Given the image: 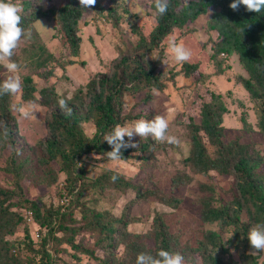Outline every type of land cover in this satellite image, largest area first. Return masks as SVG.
<instances>
[{
  "label": "rangeland",
  "instance_id": "1",
  "mask_svg": "<svg viewBox=\"0 0 264 264\" xmlns=\"http://www.w3.org/2000/svg\"><path fill=\"white\" fill-rule=\"evenodd\" d=\"M24 1L26 0H19L20 4ZM30 1L34 8L37 6L44 11L59 6L66 0ZM152 1L115 0L113 3L111 0H100L101 4L96 2L93 8L84 10L78 22L77 33L81 42L76 55L65 42L63 43L55 21L38 18L26 26V30L31 31V36L23 38L15 51L18 71L9 73L0 66V82L10 75H15L19 76L22 84L19 92L9 98L8 126L11 125L13 129L10 135L7 131L5 133L6 119L0 115V186L13 191L12 198L7 201L13 204L9 210L21 212L22 208L30 207L34 203L42 215L51 209L54 216L58 207L60 212L70 213V218L63 219V226H58L57 222L53 227L55 230L50 232L51 244L48 243L45 250L50 254L54 252L53 264H102V258L123 255L125 247L121 238H113L119 232L113 233L110 239L106 232L98 227L89 226L96 222L95 215L98 213L102 222L113 221L118 229H122V222L118 221L122 219L126 222L124 232L139 234L150 232L156 222L155 217L162 215L170 232L178 234L179 241L183 244L186 241L195 243L202 239L206 232L211 231L217 233L220 238L217 239L218 246H210L208 249L222 262L251 264L249 260L244 259L248 254L256 257L258 264H262L264 252H251L250 248L235 245L231 227L222 228L218 222H205L201 218L202 201L208 197L213 198L211 202L214 206L235 205L233 200L239 198L236 178L219 174L212 169L205 173L197 172L192 164L184 161L193 148L190 124L200 123L202 109L210 105L211 109H218L221 113L223 139L232 141L246 131L240 141L251 148V153L255 152L261 157L262 164L259 169L264 173V139L259 128V110L263 105L264 96H251L243 86L242 79L251 78L259 94L262 93V86L245 69L237 52L217 51L221 37L216 28L209 27L213 13L211 8L193 20L172 26L158 46L143 56L142 62L145 66L154 64L155 74L164 82L162 89H156L153 85L140 87L138 84L136 89L126 91L122 96L123 113L131 112L137 116L126 124L131 125L140 119L151 120L156 115L165 116L169 120L168 134L177 137L179 144L154 141L150 153L143 155L146 157H141L142 153L135 150L140 157L120 161L109 160L95 152L81 154L75 159L70 178L64 172H59L57 155V158L50 162V182L39 164V156L44 152L45 140L49 134L48 123L53 110L40 103L42 89L52 87L59 98L69 94L73 96L79 90L85 94V84L89 79L101 72H111L115 58L124 53L142 51L141 47H137L141 36L148 38L156 25L155 12L151 9ZM187 1L182 0L183 3ZM100 5L103 10H99ZM180 6H176V9ZM107 8H113V14L104 11ZM114 18H117V23ZM171 36L183 41L191 51L189 62H176L169 54L168 40ZM36 51L39 53L31 57L30 54ZM151 55L159 59H153ZM39 62L46 63L47 68L50 66L52 74L49 77L45 78L41 74L45 68H41ZM185 64H194L196 68L186 75ZM26 77L30 78V84L34 88V101L28 102L22 98ZM83 101L88 102V97L85 96ZM30 103L38 110L31 119H25L18 111H10L11 105ZM81 125L87 134L93 133L92 121L82 122ZM198 134L200 140L205 143L207 152L212 155L216 146L210 143L208 136L200 132ZM133 140L140 146L145 138L134 136ZM11 141L14 147H10ZM18 150L20 152L16 155ZM18 156H29L30 160L20 171L16 167ZM80 168L84 170L82 178L74 183L73 195L67 194L72 178L80 172ZM110 172L119 173L115 182L112 181V176L108 175ZM184 174L189 176L190 181L174 187L172 179L175 176L182 178ZM135 187H139L142 192L154 191L160 196L170 197L176 206L161 203L154 196H139ZM78 189H81L82 193L76 201ZM244 209L245 207L240 219L247 222L248 217ZM28 211L26 209L25 212ZM64 226L66 229H63ZM32 227L29 228L21 222L11 234L5 236L10 254L15 257L14 264H29L28 259L32 252L28 247L30 238L27 236L31 235ZM71 228H76L77 231L73 236V243H79L80 249L92 250V256L63 241L72 234ZM43 229L48 230L45 227ZM32 239L37 246L42 242L41 238ZM146 242L151 244L152 237H147ZM221 242L223 247L219 245ZM38 249L41 251L36 260L45 251L43 247ZM3 252L1 248L0 264L9 262ZM198 258L200 261L201 258Z\"/></svg>",
  "mask_w": 264,
  "mask_h": 264
},
{
  "label": "trees",
  "instance_id": "2",
  "mask_svg": "<svg viewBox=\"0 0 264 264\" xmlns=\"http://www.w3.org/2000/svg\"><path fill=\"white\" fill-rule=\"evenodd\" d=\"M115 0H111L114 3ZM100 2V0H97ZM232 0H188L183 3L182 0H170L168 11L163 16L156 13L154 7V0L151 2V9L155 12L156 25L151 30L149 37L141 36L140 42L137 47H141L142 51L133 53L121 54L119 58H115L111 72H101L95 74L85 84V94L80 90L76 92L71 101L69 107L72 109L71 115H66L58 106V100L60 99L54 92L52 87L43 88L40 98V103L50 107L51 119L48 123L49 134L45 140V148L43 153H40L39 164L44 170L50 182L52 166L50 162L59 156V172H64L69 178L73 173V164L75 159L81 154L95 152L107 157L106 152L111 150V147L104 141V137L111 133L113 128L117 125H124L129 120L137 117L132 115L131 112L123 113V101L122 96L126 91L134 90L140 85L144 87L146 85H153L156 89H162L164 82L159 80L158 74H155V66L150 63L149 66H145L142 62L143 56L146 53H150L154 47H157L163 37L170 31L174 25H182L186 20H193L201 13H205L208 8L213 9L211 19L209 21L210 28H216L219 31L221 37L217 51L237 52L239 60L242 62L246 70L251 74V77L262 86V93L259 94L255 90L251 78L242 79V84L245 89L253 97L264 96V11L260 13L248 12L243 5L240 6L239 11L232 10L229 5ZM180 8L176 9V6ZM22 20L21 25L26 29L29 22L38 18H45L47 20L55 21L58 25V31L61 34L63 43L65 42L71 49L73 54H77L80 48L81 37L78 35V22L82 16L84 10L79 5V0H66L62 4L56 7H50L44 11L40 7L34 8L30 0L24 1L22 4ZM109 9V10H108ZM99 10H103L102 6H99ZM104 11H110L113 14V8L104 9ZM103 12V11H102ZM107 14V15H111ZM118 18V17H117ZM117 18H114V22L117 23ZM39 53L38 51L30 54L31 57ZM119 54V55H120ZM12 60L16 63L18 58L16 54L12 57ZM40 64V62H39ZM38 64V65H39ZM41 68H45L41 74L47 78L52 74V70L45 67L46 63L40 64ZM196 68L194 64H185V74H189ZM151 79L153 81L151 82ZM31 80L26 77V84L23 85L22 98L25 101H34L36 98L33 95V86H31ZM139 88V87H138ZM88 97V102L84 103L83 98ZM9 95L0 96V115L5 122V133L9 135L12 133V126L9 125ZM262 107L259 111L260 121L259 128L261 130V136L264 139V100ZM210 105L204 106L202 121L200 123H191L190 131L192 132V145L193 148L189 156L184 161L190 163L197 172H208L209 170H216L219 174L232 175L236 178V186L239 191V198H235L233 202L235 205H212L211 197L202 201L201 218L205 222H218L222 228L231 227L233 230V241L235 245L239 247L250 248L247 235L251 226L264 223V173L261 167L262 159L254 153H251V149L246 144L241 143V138L245 134L236 137V139L229 141L223 139V126L221 120V113L218 109H211ZM223 108L222 105H220ZM141 117V116H138ZM92 121L94 125V131L92 134H87L81 123ZM8 123V124H7ZM198 132L208 136L212 145L216 146L213 150V154L210 155L207 152L205 143L200 140ZM127 140V138H125ZM152 142L150 137L145 138L144 142H141L137 148H128L122 150V160H127L132 157H140L139 153H142L141 157L146 153H150L152 150ZM13 146L11 141L10 147ZM137 150L138 152H135ZM20 150L16 151V155ZM19 157V162L16 164L18 171L26 167V164L30 161L28 158ZM146 157V156H143ZM80 158V157H79ZM78 158V160H79ZM108 158V157H107ZM84 170L80 168V172L75 174L72 178V184L68 188L67 194H72L75 189V182L82 178ZM114 172H110L108 175L113 176ZM54 180V178L52 179ZM190 181L189 176L174 177L172 179V185L174 187L184 185ZM137 188L136 194L141 196H154L159 202L170 206H176L174 200L167 196H160L154 191H140ZM82 190H76V201L79 200ZM13 191L8 188L0 186V249H3V255L8 257V263L14 264L15 257L10 254L9 243L5 240V236L13 232L19 223L23 222L26 226V220L24 213L27 210L31 211L33 216L34 226L31 228V235L27 238L29 240L28 247L32 252L31 257L28 259L29 264H53L55 254H50L45 250L49 241L50 232L57 224L63 226L65 223L64 218H70V213L60 212L59 207L55 210V215L52 216V210H46L42 215L39 208L32 204L30 207L22 208L21 212L10 211V206L13 204L7 203L12 198ZM67 198V195L65 196ZM243 207L248 217L247 222H243L240 219ZM97 217L96 222L89 224L90 227H98L100 230L106 232L109 238H112V234L116 233L113 237L121 238L125 250L122 256H112L110 258L100 259L102 264H136V258L139 253L150 252L153 255L160 250L165 249L170 252H179L184 257V264H233L231 261L222 262L220 258L212 255L208 247L218 246L217 239L220 236L217 233L211 231L206 232L202 239L195 243L186 241L184 244L179 241V235L170 232L168 225L164 222L162 215L155 217V224L150 232L146 233H126L124 228L126 222L122 219L118 221L122 222V229H118L113 221L102 222L100 219V213L95 215ZM59 220V221H58ZM64 221V222H63ZM29 227V226H28ZM43 227L48 230H44ZM86 227V226H84ZM30 228V227H29ZM63 229H66L65 226ZM72 234L63 241L68 242L76 250H81L93 255L92 250L80 249V244L73 243V236L77 234L76 228H71ZM36 230L39 233L41 241L38 246L32 239L33 232ZM29 232V231H28ZM32 236V237H31ZM147 237H152V243L146 242ZM34 238V237H33ZM36 239V238H34ZM223 247L224 245L219 243ZM43 247L45 251L42 252V256L36 260L37 254ZM28 248V249H29ZM14 248L12 251L14 252ZM75 256V254H74ZM77 257V256H76ZM201 258L200 261L199 258ZM253 258V260L251 259ZM244 259L249 260L251 264H258L256 257L246 255ZM251 260V261H250ZM34 262V263H33ZM264 264V259L262 261Z\"/></svg>",
  "mask_w": 264,
  "mask_h": 264
},
{
  "label": "clouds",
  "instance_id": "3",
  "mask_svg": "<svg viewBox=\"0 0 264 264\" xmlns=\"http://www.w3.org/2000/svg\"><path fill=\"white\" fill-rule=\"evenodd\" d=\"M96 2L97 0H79V5L87 10L93 8ZM169 5L170 0H154L156 13L160 16L167 13ZM241 5L248 12L260 13L264 11V0H232L229 7L234 11H239ZM21 12L22 6L19 0H0V66H3L9 73L18 71L19 65L12 60V57L20 46L22 39L31 36V31L24 29L21 25ZM168 51L176 62H189L192 57L191 51L184 45L183 41H178L175 36L169 37ZM151 57L159 59L152 55ZM21 86L19 76L10 75L3 82H0V96L15 95L19 92ZM71 99L72 96L69 94L58 100L59 108L66 115H71L72 112L69 107ZM10 111H18L25 119H31L38 110L34 104L30 103L20 106L11 105ZM168 130L169 120L162 115H156L151 120L140 119L131 125L117 124L111 133L104 137V141L111 147L106 155L109 160L120 161L123 158L122 150L138 147V144L133 140L134 136L151 137L157 143L179 144L178 138L169 135ZM125 137L128 139L126 140ZM118 178V172L111 177L113 182ZM247 238L252 249L251 252H264V223L251 226ZM136 264H184V257L179 252L174 253L162 248L155 255L150 252L139 253Z\"/></svg>",
  "mask_w": 264,
  "mask_h": 264
},
{
  "label": "built area",
  "instance_id": "4",
  "mask_svg": "<svg viewBox=\"0 0 264 264\" xmlns=\"http://www.w3.org/2000/svg\"><path fill=\"white\" fill-rule=\"evenodd\" d=\"M32 214H31V211H28V212H25L24 213V217H25V220H26V223H27V225L29 226V227H31V226H34V223H33V217L31 216ZM33 228V227H32ZM33 237L34 238H39L40 236H39V233L36 231V230H34V232H33Z\"/></svg>",
  "mask_w": 264,
  "mask_h": 264
}]
</instances>
